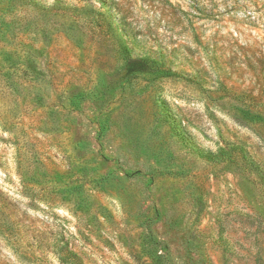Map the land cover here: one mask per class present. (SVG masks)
Here are the masks:
<instances>
[{
	"label": "rangeland",
	"instance_id": "obj_1",
	"mask_svg": "<svg viewBox=\"0 0 264 264\" xmlns=\"http://www.w3.org/2000/svg\"><path fill=\"white\" fill-rule=\"evenodd\" d=\"M34 1L90 15L0 0V264H264V0Z\"/></svg>",
	"mask_w": 264,
	"mask_h": 264
},
{
	"label": "trees",
	"instance_id": "obj_2",
	"mask_svg": "<svg viewBox=\"0 0 264 264\" xmlns=\"http://www.w3.org/2000/svg\"><path fill=\"white\" fill-rule=\"evenodd\" d=\"M24 3L29 4L32 9H34L37 13L48 15L52 12L59 11V14L70 13L73 15H83L89 16L90 13H86L85 10L87 6H65L62 3L57 1V3L53 4L52 6H44L34 0H23ZM96 13L95 16H97ZM117 51L119 54V58L121 61L122 67V74L131 79L138 75H145L149 74L153 77L160 78V77H174L178 76L179 74L175 71L166 68L162 63L157 61L156 59L149 58V57H136L130 53V50L122 44H119L117 47Z\"/></svg>",
	"mask_w": 264,
	"mask_h": 264
}]
</instances>
